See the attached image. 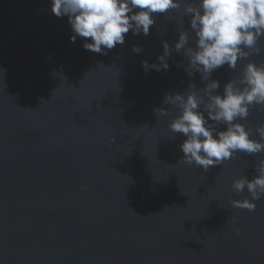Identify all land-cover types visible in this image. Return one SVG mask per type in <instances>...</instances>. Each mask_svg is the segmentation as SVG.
Listing matches in <instances>:
<instances>
[{"label": "water", "instance_id": "water-1", "mask_svg": "<svg viewBox=\"0 0 264 264\" xmlns=\"http://www.w3.org/2000/svg\"><path fill=\"white\" fill-rule=\"evenodd\" d=\"M179 17L157 15L104 55L71 42L51 0H0V264H264V196L254 211L231 204L251 199L231 185L264 153L205 172L180 161L184 136L168 129L178 110L165 95L206 83L175 51ZM165 41L169 67L146 71ZM259 45L250 59L264 63ZM234 75L211 78L222 91Z\"/></svg>", "mask_w": 264, "mask_h": 264}, {"label": "clouds", "instance_id": "clouds-1", "mask_svg": "<svg viewBox=\"0 0 264 264\" xmlns=\"http://www.w3.org/2000/svg\"><path fill=\"white\" fill-rule=\"evenodd\" d=\"M173 10H180L181 25L175 51L186 57L188 75L199 72L206 82L203 89L189 84L186 92L164 98L178 110L168 129L184 136L179 145L183 153L180 161L207 172L237 153H264V123L254 130L244 123L252 109L264 111V63L250 59L262 51L259 41L264 38V0H51L52 13L68 17L71 42L83 38L86 50L104 55L122 45L129 30L134 35H148L157 15L168 17ZM184 16L190 18L189 30L183 29ZM163 49L158 64L142 62L146 71L169 67L166 58L171 49L167 41ZM134 51L141 49L134 47ZM224 65L235 75L220 91V82L211 76ZM154 111L158 116L168 114L163 108ZM254 167L251 179L242 175L232 182L237 194L247 190L251 196L233 199L235 208L254 211L256 201L264 196V158ZM231 222L235 224L236 219Z\"/></svg>", "mask_w": 264, "mask_h": 264}]
</instances>
